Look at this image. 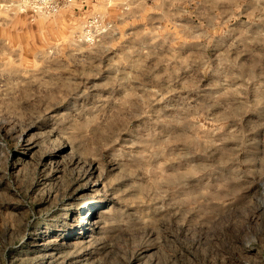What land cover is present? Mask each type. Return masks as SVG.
I'll use <instances>...</instances> for the list:
<instances>
[{"label": "rangeland", "instance_id": "1", "mask_svg": "<svg viewBox=\"0 0 264 264\" xmlns=\"http://www.w3.org/2000/svg\"><path fill=\"white\" fill-rule=\"evenodd\" d=\"M5 1L0 264H264V0Z\"/></svg>", "mask_w": 264, "mask_h": 264}, {"label": "built area", "instance_id": "2", "mask_svg": "<svg viewBox=\"0 0 264 264\" xmlns=\"http://www.w3.org/2000/svg\"><path fill=\"white\" fill-rule=\"evenodd\" d=\"M75 0H6L2 2L8 7H15L20 11L30 13L31 16L43 15L51 17L73 5ZM1 4V3H0ZM110 25L98 22V16L86 19L82 32L87 40L94 39L109 29Z\"/></svg>", "mask_w": 264, "mask_h": 264}, {"label": "crops", "instance_id": "3", "mask_svg": "<svg viewBox=\"0 0 264 264\" xmlns=\"http://www.w3.org/2000/svg\"><path fill=\"white\" fill-rule=\"evenodd\" d=\"M74 9H75L76 13H79L81 15V13H82V11H81L82 4H80V2L78 3V1H77L76 5L74 6ZM76 9H78V10H76ZM37 16L33 17V16H31L30 13H26L22 17H20L19 24L20 25L23 24L25 26L32 25V24H34L33 22L36 21ZM0 23H2V22H0ZM11 24H12V22L8 23V25H11ZM13 24H14V21H13ZM4 31H5V28H4L3 24H0V39L2 38V40H3V35L2 34H3ZM7 41L10 42L11 40H7Z\"/></svg>", "mask_w": 264, "mask_h": 264}, {"label": "bare ground", "instance_id": "4", "mask_svg": "<svg viewBox=\"0 0 264 264\" xmlns=\"http://www.w3.org/2000/svg\"><path fill=\"white\" fill-rule=\"evenodd\" d=\"M91 229V228H90ZM93 230V229H92Z\"/></svg>", "mask_w": 264, "mask_h": 264}]
</instances>
